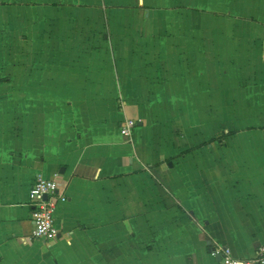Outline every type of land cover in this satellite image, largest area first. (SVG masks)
<instances>
[{
    "label": "crops",
    "instance_id": "0c3cea01",
    "mask_svg": "<svg viewBox=\"0 0 264 264\" xmlns=\"http://www.w3.org/2000/svg\"><path fill=\"white\" fill-rule=\"evenodd\" d=\"M37 176L67 197L49 242ZM262 246L264 0H0V264Z\"/></svg>",
    "mask_w": 264,
    "mask_h": 264
},
{
    "label": "built area",
    "instance_id": "2783aa9c",
    "mask_svg": "<svg viewBox=\"0 0 264 264\" xmlns=\"http://www.w3.org/2000/svg\"><path fill=\"white\" fill-rule=\"evenodd\" d=\"M137 123L134 120H125L121 127V134L130 139ZM67 201L61 192L56 180L37 176L29 192V205L32 209L34 230L33 240L53 241L59 237V229L55 221L58 205ZM214 256L219 255L223 264H262L264 263V246L258 249L254 259H236L230 248L216 247L212 250Z\"/></svg>",
    "mask_w": 264,
    "mask_h": 264
},
{
    "label": "water",
    "instance_id": "95a60500",
    "mask_svg": "<svg viewBox=\"0 0 264 264\" xmlns=\"http://www.w3.org/2000/svg\"><path fill=\"white\" fill-rule=\"evenodd\" d=\"M217 257V260L220 261L221 260V257L219 255L216 256Z\"/></svg>",
    "mask_w": 264,
    "mask_h": 264
},
{
    "label": "trees",
    "instance_id": "16d2710c",
    "mask_svg": "<svg viewBox=\"0 0 264 264\" xmlns=\"http://www.w3.org/2000/svg\"><path fill=\"white\" fill-rule=\"evenodd\" d=\"M219 139H221V136L220 137H218Z\"/></svg>",
    "mask_w": 264,
    "mask_h": 264
}]
</instances>
